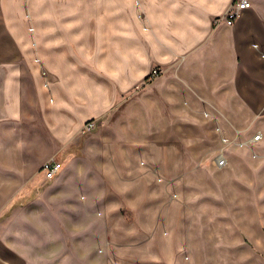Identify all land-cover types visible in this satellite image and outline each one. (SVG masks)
I'll use <instances>...</instances> for the list:
<instances>
[{
  "label": "crops",
  "instance_id": "0c3cea01",
  "mask_svg": "<svg viewBox=\"0 0 264 264\" xmlns=\"http://www.w3.org/2000/svg\"><path fill=\"white\" fill-rule=\"evenodd\" d=\"M231 1L0 0V264H178L185 145L208 130L220 144L244 140L242 115L264 120V0L231 25L212 23ZM153 66L160 74L149 75ZM26 100L63 146L45 154L61 162L47 193L64 185L63 200H10L23 183ZM90 120L96 136L81 139ZM90 178L97 200H80ZM79 237L71 253L67 241Z\"/></svg>",
  "mask_w": 264,
  "mask_h": 264
},
{
  "label": "rangeland",
  "instance_id": "374dc122",
  "mask_svg": "<svg viewBox=\"0 0 264 264\" xmlns=\"http://www.w3.org/2000/svg\"><path fill=\"white\" fill-rule=\"evenodd\" d=\"M25 84L32 96V80L26 81ZM27 105L26 100L25 113L19 120L21 126L18 129L26 147L24 171L20 176L23 182L22 189L14 187L10 200L15 199L19 202L37 200L44 203L50 200H63L65 195L60 190L64 185L60 184L52 190L54 192L47 193L46 188L50 181L44 179V171L39 168L41 161L48 156L45 154L55 149L62 153L63 146L54 148L48 130L44 128L42 114L33 107H29L30 111H26ZM120 114L115 115L118 117ZM216 115L228 117L227 114L225 116L220 112ZM256 115L253 112L243 114L242 120L237 123L242 124L245 129L244 140L256 132H261L258 142L244 146L235 144L223 146L225 144L222 142L220 144L216 140L213 131L208 130L210 140L201 143L188 142L185 145L184 190L173 209L186 241V247L179 254L178 264H264V130L260 129V127L264 129V120L257 122ZM236 117L239 119L240 114H236ZM233 125L241 130L237 124ZM99 126L100 122L97 121L90 130L80 132L78 136L81 139H93ZM211 126L213 125L210 124L208 129ZM197 134L198 129L185 127V136L188 138H195ZM81 144L79 140L72 151L78 152L82 147ZM32 145L36 146L34 152H28L29 146ZM222 147H225L227 163L218 167L214 163V157L217 150ZM19 188L21 192L18 193ZM89 189L92 191L89 197L83 198V193H77L78 198L96 201V186L91 178ZM173 194L169 192L164 203L174 199ZM26 211L37 213L35 217L41 224L51 222L44 213L45 210L30 208ZM62 224L65 222L62 221ZM56 234L64 236L58 232ZM72 234L80 236L82 232L75 230ZM71 240L67 241V245L74 244L76 248L71 253L81 251L78 245L82 244V237L75 242Z\"/></svg>",
  "mask_w": 264,
  "mask_h": 264
},
{
  "label": "built area",
  "instance_id": "2783aa9c",
  "mask_svg": "<svg viewBox=\"0 0 264 264\" xmlns=\"http://www.w3.org/2000/svg\"><path fill=\"white\" fill-rule=\"evenodd\" d=\"M251 6V1L250 0H232L229 7L220 15L214 16L212 18V23L216 24L220 21L231 25L235 21V19L238 17L240 12L243 9H246ZM161 68L159 66H153L150 69L149 75L150 76H156L160 74ZM93 127V121H87L83 127H82V132H86L90 130ZM237 133V130H235ZM261 138V132H256L254 133L250 138L246 140H236L231 139L228 140L226 137L221 136V142L226 146L229 143L238 145V146H244L245 144L253 143L255 141H258ZM224 148H219L217 150V153L214 157V163L218 167H222L227 163V158L225 156ZM40 169L44 171V179L49 180L51 179L61 168V162L56 160L53 156L47 157L43 162L41 163Z\"/></svg>",
  "mask_w": 264,
  "mask_h": 264
}]
</instances>
